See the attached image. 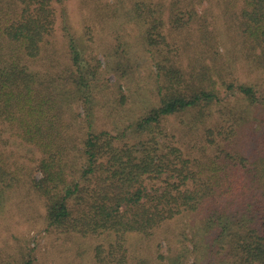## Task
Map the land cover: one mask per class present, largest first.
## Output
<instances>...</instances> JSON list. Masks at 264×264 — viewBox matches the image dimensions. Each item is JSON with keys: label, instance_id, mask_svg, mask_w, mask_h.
Returning <instances> with one entry per match:
<instances>
[{"label": "trees", "instance_id": "16d2710c", "mask_svg": "<svg viewBox=\"0 0 264 264\" xmlns=\"http://www.w3.org/2000/svg\"><path fill=\"white\" fill-rule=\"evenodd\" d=\"M219 44L263 77L264 0H0V214L27 189L49 227L114 234L99 264H128L124 236L161 227L175 233L156 264H264V96L226 85L244 115L207 128L204 160L161 128L193 110L197 126L220 102L204 56ZM106 113L129 123L94 130Z\"/></svg>", "mask_w": 264, "mask_h": 264}, {"label": "rangeland", "instance_id": "374dc122", "mask_svg": "<svg viewBox=\"0 0 264 264\" xmlns=\"http://www.w3.org/2000/svg\"><path fill=\"white\" fill-rule=\"evenodd\" d=\"M67 1L72 12L75 11L77 0ZM208 16L210 17V14ZM221 38L225 40L228 47L233 44L225 28H222L221 33L218 35V39L220 40ZM218 46L220 47L218 51L213 50L204 56L205 62L215 72L212 79L220 97V102L210 109H204L206 117L201 120L202 122L196 123L197 126L192 122L197 110L177 114L161 122V128L170 143H173L174 146H177L190 156L198 157L200 160L206 159L208 155H214L211 150L207 152L202 150V136L208 130L207 128H210L215 133L218 131L228 132L230 126H226L224 122L228 119H240L244 115L242 112L245 110V104L237 100V93L229 91L226 85L231 83L233 85L251 86L257 97L264 96L263 73L252 65L251 59L247 58L248 54L246 55V53L248 51L240 50L237 52L238 50L236 49L235 52L227 54L224 52L222 44ZM246 48L249 50L250 47L247 46ZM136 75L143 77V81L133 84L130 86L131 89L136 91L140 88H148L145 70L139 71ZM114 79L110 74L106 77V80L110 81V83H113ZM117 87L110 86L111 97L118 95ZM124 92L128 94L127 90H124ZM126 102L132 108V98H128ZM125 108L127 106L119 108V112L121 114L125 113L126 110H122ZM141 111L142 109H133L130 113L139 115ZM107 115L108 113L102 114L96 120L94 130H107L111 134H116L123 129L125 124L129 123V120L126 121L122 118L118 120L121 124H115L113 121L118 119L117 116L107 117ZM217 122L220 123V129L215 128ZM234 129H236L235 132L239 130L236 126H233ZM74 133L78 134L76 130ZM127 139L129 138H123L124 141H127ZM132 142L130 141V143ZM26 150L21 151V153L29 154V151ZM22 189L24 190V188ZM24 192L32 196L27 189ZM29 195L24 196L23 194L15 193V197L9 203L11 210L0 214V264H24L28 259L32 260V264H99L98 261L100 260L95 256L97 247L102 248L104 251L101 254L104 259L101 261H109L106 257V252L109 250L110 244L115 242L113 233L106 232L83 237L75 233H63L59 229L49 227L44 219L43 207H39L34 200L30 201ZM174 233L175 230L173 228L165 230L163 227L147 239L137 233H127L124 236V244L127 249L126 261H128V264H156L158 262L157 255L167 254L166 237L172 238Z\"/></svg>", "mask_w": 264, "mask_h": 264}]
</instances>
